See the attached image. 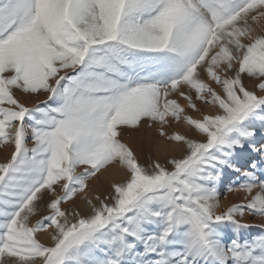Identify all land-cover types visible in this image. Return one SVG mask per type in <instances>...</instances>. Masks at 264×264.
Instances as JSON below:
<instances>
[{"label":"snow or ice","instance_id":"obj_1","mask_svg":"<svg viewBox=\"0 0 264 264\" xmlns=\"http://www.w3.org/2000/svg\"><path fill=\"white\" fill-rule=\"evenodd\" d=\"M261 20L264 0H0V264H264V233L241 238L264 218ZM141 127L182 157L141 165ZM109 168L126 181L70 219ZM226 173L246 202L222 209Z\"/></svg>","mask_w":264,"mask_h":264},{"label":"rangeland","instance_id":"obj_2","mask_svg":"<svg viewBox=\"0 0 264 264\" xmlns=\"http://www.w3.org/2000/svg\"><path fill=\"white\" fill-rule=\"evenodd\" d=\"M256 28L257 33L264 30V20L259 21L257 25H254ZM245 85L252 88L253 82L245 79L244 81ZM15 95L17 99L20 100L21 103L25 104V106L31 108L36 105H40L43 101L47 99L46 94H37V95H24L19 91L15 92ZM183 103V101H181ZM200 106V105H198ZM213 110V109H212ZM202 111L206 113V108H202ZM214 111V110H213ZM257 128H260L259 123L257 124ZM181 131H187V129L181 127ZM190 136H195V133H189ZM261 135H264V131L261 132ZM197 139H202L201 137H196ZM121 140L128 144L135 155L138 158V161L141 165L147 166L151 161H159L160 163H164L166 159L168 158H180L182 157L183 150H174L173 152L168 153L165 156L161 155V152L158 150V143L160 142V139L158 138L156 134L155 128L148 129L147 127H141L139 130H133V131H125L123 135L121 136ZM32 142L29 139L28 141V147H32ZM170 146V145H169ZM14 151V148L12 145H5L0 147V163H6L10 158L11 154ZM158 152V153H157ZM157 153V154H156ZM158 156V157H157ZM159 159V160H158ZM148 161V162H147ZM238 163H243V161H239ZM102 172L98 174V178H93L89 182V188H94L95 190V196H99L101 199H103L106 196H110L112 194V184H108L105 182V180L101 176ZM236 183L235 176L229 175L226 173L225 175V182L223 186L221 187V208L226 209L227 207H230L233 204H239V203H245V196L246 194L243 192H228L227 188L230 185H234ZM97 187V188H96ZM96 188V189H95ZM87 189V190H88ZM98 189V190H97ZM110 189V190H109ZM86 190V191H87ZM98 193H97V192ZM105 191V192H104ZM57 192L59 193V189L57 188ZM85 194V193H84ZM84 194L78 195L76 198H74L71 202L78 203L81 201L84 197ZM255 194V193H254ZM224 197H227L226 199ZM51 197L46 196L45 199L48 200ZM76 199V200H75ZM94 204H98V201H96L95 198H92ZM108 203H111V200L106 201ZM70 205V202L63 206V208L69 213L68 206ZM46 214V213H44ZM88 215H91V210ZM83 215L81 216H88ZM39 217L33 218L32 223H35V220ZM70 219H73L74 217H70ZM242 223H246L249 225V228L247 230H244L241 234V238H249L253 236L260 235L264 233V218L258 217V216H248L245 215V217L241 220ZM38 239L41 243H43L45 246H51V239L48 237H45V233L38 234Z\"/></svg>","mask_w":264,"mask_h":264},{"label":"bare ground","instance_id":"obj_3","mask_svg":"<svg viewBox=\"0 0 264 264\" xmlns=\"http://www.w3.org/2000/svg\"><path fill=\"white\" fill-rule=\"evenodd\" d=\"M212 112H213L212 108H210V107L206 108V113L211 114ZM157 146H158V150L161 152L162 156H165L168 153L173 152L174 150H179L175 146L164 145V144L161 143V141L158 143ZM127 175L128 174H127L126 171H124L122 169H119V168H109L106 171H102V174H101L102 178L105 180L104 183L107 182L109 185L113 184V183H123V182H125L126 179H127ZM95 194L96 193H95L94 188H90V189H88L85 192L84 197H83V199L81 201H79L78 203H76L75 201L74 202H70V205L68 206L70 217H72L73 216L72 214H74V213H79L80 215L81 214L88 215L90 213L91 206L87 203V200L88 199L92 200V198H96ZM85 197H87V199H85ZM221 205H222V203H221ZM45 237H48L50 239L49 233H45Z\"/></svg>","mask_w":264,"mask_h":264}]
</instances>
